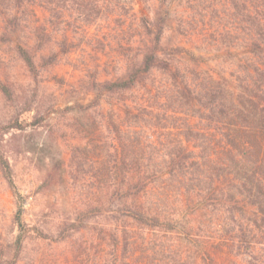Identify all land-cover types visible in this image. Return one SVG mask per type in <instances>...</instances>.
Listing matches in <instances>:
<instances>
[{"label":"trees","instance_id":"16d2710c","mask_svg":"<svg viewBox=\"0 0 264 264\" xmlns=\"http://www.w3.org/2000/svg\"><path fill=\"white\" fill-rule=\"evenodd\" d=\"M35 1L0 0L1 41L30 27ZM229 5L232 25L210 37L233 56L227 73L205 69L192 51L180 64L185 53L163 43L160 13L141 17L143 37L126 70L93 82L95 105L117 95L122 103L107 117L113 151L103 165H89V147L75 145V181H85L75 190L79 264H264V0ZM41 49L28 39L14 48L34 74ZM0 162L17 204V233L0 264H20L35 228L1 153Z\"/></svg>","mask_w":264,"mask_h":264},{"label":"rangeland","instance_id":"374dc122","mask_svg":"<svg viewBox=\"0 0 264 264\" xmlns=\"http://www.w3.org/2000/svg\"><path fill=\"white\" fill-rule=\"evenodd\" d=\"M31 8L30 27L12 41L0 40V153L9 162L23 197L24 217L35 228L19 263L79 264L75 190L85 181L82 176L75 181V145L89 147V165H103L113 151L107 117L113 108L120 111L122 103L117 95L104 96L95 105L93 82L126 70L143 37L141 17L160 13L166 18L163 43L180 46L185 53L178 58L180 64L187 61L181 57L192 51L205 69L227 73L233 56L225 43L211 42L210 37L215 31L222 35L232 25L226 15L230 5L229 0H173L169 4L75 0L63 8L36 0ZM1 19L2 12L0 32ZM37 29L43 33L42 40L37 38ZM26 39L32 48L42 46L35 74L14 50ZM189 63L195 65V61ZM80 104L92 106L83 109ZM86 179L89 185L95 183L89 176ZM16 210L13 188L0 162V249L17 233ZM89 237L85 234L83 239L89 241Z\"/></svg>","mask_w":264,"mask_h":264}]
</instances>
